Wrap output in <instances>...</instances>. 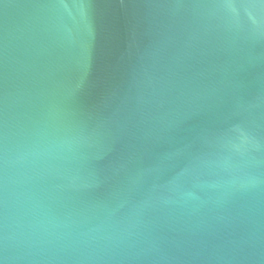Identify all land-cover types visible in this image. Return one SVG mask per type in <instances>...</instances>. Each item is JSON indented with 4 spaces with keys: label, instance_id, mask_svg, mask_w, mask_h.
Returning a JSON list of instances; mask_svg holds the SVG:
<instances>
[{
    "label": "water",
    "instance_id": "95a60500",
    "mask_svg": "<svg viewBox=\"0 0 264 264\" xmlns=\"http://www.w3.org/2000/svg\"><path fill=\"white\" fill-rule=\"evenodd\" d=\"M0 264H264V0H0Z\"/></svg>",
    "mask_w": 264,
    "mask_h": 264
}]
</instances>
